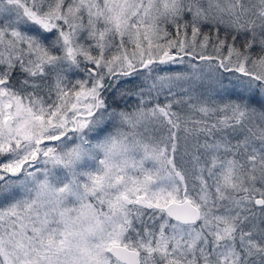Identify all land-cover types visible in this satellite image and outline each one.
Segmentation results:
<instances>
[{"label":"snow or ice","instance_id":"1","mask_svg":"<svg viewBox=\"0 0 264 264\" xmlns=\"http://www.w3.org/2000/svg\"><path fill=\"white\" fill-rule=\"evenodd\" d=\"M0 264H264V0H0Z\"/></svg>","mask_w":264,"mask_h":264}]
</instances>
